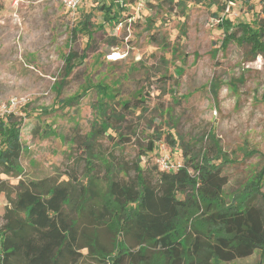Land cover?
<instances>
[{"label": "rangeland", "instance_id": "1", "mask_svg": "<svg viewBox=\"0 0 264 264\" xmlns=\"http://www.w3.org/2000/svg\"><path fill=\"white\" fill-rule=\"evenodd\" d=\"M257 1L217 0L216 8L207 0L139 5L135 0H89L70 15L61 0H0V103L12 97L27 100L16 117L22 174L7 176L0 169V217L21 180L69 183L76 194L86 185L88 160L99 189L108 173L106 162L125 164L128 176L119 175L130 181L138 154L150 142L175 159L182 150L210 157L221 150L228 158L221 169L227 180L224 197L238 195L264 165V58L235 42L220 47L223 34L217 23L225 16L234 25L255 27L264 19ZM110 2L124 8L118 31L99 10ZM85 19L92 34L86 50L87 36L72 34ZM68 52L76 58L63 80ZM110 52L120 59L107 61ZM102 89L115 99L103 101L113 126L103 136L98 119ZM76 96L77 101L63 106ZM122 102L128 103L127 110L118 105ZM119 136L128 141L120 143ZM139 166L155 183L152 162L140 158ZM260 192L264 195V184ZM252 204L260 207V197ZM97 234L99 246L110 251L111 233L100 226ZM261 258L256 251L220 264H260ZM66 264L96 263L82 249Z\"/></svg>", "mask_w": 264, "mask_h": 264}, {"label": "trees", "instance_id": "2", "mask_svg": "<svg viewBox=\"0 0 264 264\" xmlns=\"http://www.w3.org/2000/svg\"><path fill=\"white\" fill-rule=\"evenodd\" d=\"M207 1L218 7L217 0ZM257 3L264 16V0ZM225 5L223 1L221 8ZM116 8L120 11L116 12ZM122 9L118 2L99 8L105 22L114 26L120 22ZM255 23V27L247 23L234 25L225 16L218 17L217 28L223 34L220 47L226 48L235 42L248 46L251 54L264 58V19ZM79 24L77 29H72V34L78 32L87 36L86 50L92 40L90 24L88 19ZM84 50L80 56L82 61ZM75 58L73 52L64 56L63 80L71 74ZM101 93L103 100L98 106V119L103 136L113 129L112 116L107 114L103 101L115 99L105 95L108 90L102 89ZM78 99L76 96L62 104L70 106ZM118 105L128 109L127 102ZM18 116H9L0 125L1 173L14 177L22 174L19 160L23 148ZM118 139L120 143L128 141L121 136ZM170 144L174 145L172 141ZM216 152L210 157L208 153L189 154L182 150L173 159L181 161L184 168L165 172L157 168L156 148L150 142L146 150L138 154L130 181L124 182L119 175L128 176L125 164L116 167L106 162L108 173L103 189L98 188L99 181L88 160L86 185L76 194L65 182L19 181L14 198L9 199L10 207L0 217V264H66L68 259L73 263L82 249L88 251L96 264H220L250 257L256 251L262 256L261 264L264 195L260 190L264 184V165L238 195L227 200L224 197L227 180L221 169L228 158L217 148ZM140 158L152 162L157 173L155 183L145 177L139 166ZM3 184L0 182V186ZM257 197L261 199L260 207L252 204ZM85 222L88 224L84 225ZM100 226H105L112 235L110 251L98 244Z\"/></svg>", "mask_w": 264, "mask_h": 264}, {"label": "built area", "instance_id": "3", "mask_svg": "<svg viewBox=\"0 0 264 264\" xmlns=\"http://www.w3.org/2000/svg\"><path fill=\"white\" fill-rule=\"evenodd\" d=\"M89 0H61L64 8L70 15H74L78 10L83 8ZM157 0H135L137 4L144 2H154ZM121 27L120 22L117 24L116 31ZM120 54L110 52L105 56L107 61H115L120 59ZM27 100L12 97L6 101L0 103V125L5 122L9 116L19 115L20 110L26 105ZM155 162L157 168L160 171L171 172L178 169L184 168L181 161H176L173 159L172 154L169 153V150L165 147L156 148V158Z\"/></svg>", "mask_w": 264, "mask_h": 264}, {"label": "bare ground", "instance_id": "4", "mask_svg": "<svg viewBox=\"0 0 264 264\" xmlns=\"http://www.w3.org/2000/svg\"><path fill=\"white\" fill-rule=\"evenodd\" d=\"M120 58V57H119ZM116 61V60H115Z\"/></svg>", "mask_w": 264, "mask_h": 264}]
</instances>
